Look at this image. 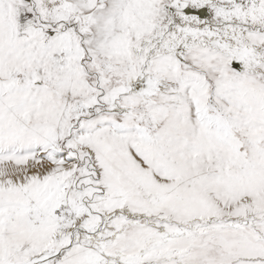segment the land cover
<instances>
[{
    "label": "snow or ice",
    "instance_id": "6c2138e0",
    "mask_svg": "<svg viewBox=\"0 0 264 264\" xmlns=\"http://www.w3.org/2000/svg\"><path fill=\"white\" fill-rule=\"evenodd\" d=\"M0 264H264V0H0Z\"/></svg>",
    "mask_w": 264,
    "mask_h": 264
}]
</instances>
